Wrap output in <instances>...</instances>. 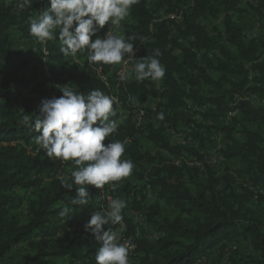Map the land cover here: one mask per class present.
Returning <instances> with one entry per match:
<instances>
[{
	"label": "trees",
	"instance_id": "1",
	"mask_svg": "<svg viewBox=\"0 0 264 264\" xmlns=\"http://www.w3.org/2000/svg\"><path fill=\"white\" fill-rule=\"evenodd\" d=\"M178 1L181 0H176L175 6ZM257 1L258 12L264 14V0ZM171 2L172 0H162V3L170 7ZM240 2L241 0H197L195 8L186 17L187 33L195 35L196 38L191 48L217 49V55H203L201 61L196 59L190 49H186L183 56L172 55L166 49L169 42V24L163 22L154 25L153 39L143 44L141 56H152L154 50L159 49L161 55L157 59L166 70L160 82L167 102L162 110L156 112V116L162 112L164 119L161 122L173 126L182 121L193 123L196 127L193 136L203 152H206L205 146L211 144V138L202 132L200 123L180 110L184 99L197 102L201 106L208 105L210 114L217 118L225 116L233 108H238L239 114L241 113L247 123L240 131L243 139L233 138L235 128L227 125L213 127L212 136L224 133L228 142L219 149L222 157L237 158L243 164V168L238 169L237 173L247 180L249 186L260 190L264 189V115L248 102L240 101L237 105L231 103L235 92L264 93V58L259 55L264 41L260 43L255 39H246L230 15H226L224 19L222 42L212 39L202 26L193 22L201 15H216L234 9ZM38 7L36 0H33L31 7L24 8L19 7V0L0 4V261L13 247L28 244L33 253L16 264H35L43 257L62 259L68 264H73L76 260L83 264H96L95 255L101 246L100 242L85 229L67 231L66 218L71 215L79 219L98 211L102 204L99 189L87 186L90 192L88 205L76 207L70 204L71 197L75 196V187L70 191L61 188V180L70 178L71 172L75 170L73 163L50 159L43 149L38 148L35 142L38 133L31 126L39 114L41 101L46 94V82L40 80V76H36L37 81H32L20 75L29 69V65L40 54V44H32L22 50L15 49L9 37L10 29L18 31L22 37L28 35L29 18H34ZM130 16L136 23L127 31V39L135 37L129 42L136 46L150 33L152 14L146 8V1L139 0L131 7ZM105 28L106 25L92 39L100 37ZM55 35L56 39L45 43L49 50L51 80L55 83H66L71 73H65L64 68L71 59L60 52L59 30H56ZM81 54L82 52H78V55ZM230 75H242V79L233 81ZM32 82L35 85L31 88L30 95L19 99V90L29 88ZM182 82L189 86L187 91L182 87ZM77 85V91L85 95L95 88L105 95L109 96L110 93V89L104 87L91 72H83ZM128 90L136 92L141 99L147 92L144 84L136 83L129 84ZM205 90L207 92L203 93ZM61 95L62 92L58 97ZM25 117H28L27 121ZM131 133L132 131L129 134ZM154 133L150 138L166 146V138L162 132ZM123 136L117 129L103 143L107 145ZM172 151L177 154L180 149ZM124 153V159L131 160L134 164L131 175L123 178L127 181L125 191L129 187V178L137 173L138 162L145 160L148 155L141 152L136 141ZM193 153L199 155L196 151ZM229 169L228 166L225 167L226 173L223 177L228 176L231 172ZM184 171L175 166L155 167L151 170L150 180L157 188L159 200L175 206L191 219L188 222L181 218L165 219L163 224H159L156 221L158 203L146 207L149 222L163 230L165 235L156 241L139 239V264H199L198 261L214 248L236 239L248 241L256 253L249 255L245 264H264V220H258L251 213L245 194H238L233 190L228 192L227 189L218 190V180L213 175L208 177L201 190L194 193L185 184ZM230 176L227 182L232 186ZM31 188L34 189V194L26 201L28 219L21 223L11 213L23 202V198L15 190ZM132 205L137 206L136 202ZM262 205L264 215V199ZM64 208L74 210L62 217L59 213ZM121 214L131 229L132 223L126 218L125 208ZM113 227L109 223L104 226V231H112ZM242 258L238 256L233 264H244Z\"/></svg>",
	"mask_w": 264,
	"mask_h": 264
},
{
	"label": "clouds",
	"instance_id": "2",
	"mask_svg": "<svg viewBox=\"0 0 264 264\" xmlns=\"http://www.w3.org/2000/svg\"><path fill=\"white\" fill-rule=\"evenodd\" d=\"M139 0H49L50 7L29 18V33L38 43L44 44L56 39L59 30L60 52L64 56L75 57L78 52L87 50L88 62L94 65L128 64L136 60L131 69L135 80L143 82L161 81L165 76V67L157 59L161 55L155 49L152 56L136 58L135 45L123 36L115 34L121 22L129 15L131 7ZM33 0H19V7H31ZM110 25L104 38L92 39L104 26ZM123 78V77H122ZM58 87V86H57ZM62 95L51 99H42L39 114L32 128L38 133L35 142L45 150L50 159L61 162L71 161L75 168L70 178L61 180V188L72 190L70 204L76 207L88 205L90 192L87 186L102 189L106 184L120 181L131 175L133 161L121 159L125 144L119 140L103 143L106 137L117 131L119 122L110 119L116 117L113 108L115 98L105 95L95 88L87 95L69 86L60 88ZM163 120L161 112L157 116ZM28 120V117H25ZM126 202L111 199L107 210L93 211L85 224L100 242L95 260L96 264H129V246L120 242V235L104 226L122 222V209ZM73 209L64 208L60 216Z\"/></svg>",
	"mask_w": 264,
	"mask_h": 264
},
{
	"label": "built area",
	"instance_id": "3",
	"mask_svg": "<svg viewBox=\"0 0 264 264\" xmlns=\"http://www.w3.org/2000/svg\"><path fill=\"white\" fill-rule=\"evenodd\" d=\"M39 3V7L34 12V17H36L39 12L47 7H50V4L47 0H36ZM146 8L152 14V21L150 23L149 34L143 38L136 46H135V56L136 58H140L142 46L145 42L151 41L154 36V25L158 23L166 22L169 24V42L166 45V49H168L172 55L180 57L184 55L186 49H190L194 52L197 60L201 61L203 55H207L208 57H212L217 55V49L205 50V49H193L191 48L192 42L195 41V35L188 34L186 31V17L193 11L195 8L197 0H181L177 2V8L174 9H165V8H156L154 4L156 2L162 0H145ZM176 2V1H175ZM253 2L252 0H242V4H247ZM235 13L234 11H225L223 13H219L215 17H211L207 15L205 17H198L196 22L199 25H203L206 22H211L212 25L217 23H222L224 25V19L226 15H230L233 19ZM206 25H211L210 23ZM133 20L129 15L121 22L119 28L115 29V34L123 36L127 39V31L130 29ZM110 25L106 24V28L104 32L100 35L99 38H104L106 32L108 31ZM208 35L212 39H216L215 36L212 37L210 32L206 30ZM28 40L32 41L33 44H37L36 39L30 35L28 32ZM13 44V48L15 49H27L30 47V44H23V42H18ZM40 44V54L35 57L34 61L29 65V69H33L37 72L38 76H40V80L45 81L46 83V94L45 98L51 99L53 97H58L60 94V88L64 86H69L72 90H78L79 87L77 85L78 79L80 78L83 72H91L95 75V77L101 82V84L110 89L109 96L115 98V102L113 106L118 110L124 109L125 114L123 117H128L129 115H134L132 119V124L134 126V131L129 135H124L122 139L119 141L124 142L125 149L130 146L134 141H136L137 137L141 134V131L145 129L147 126H151L152 128H157L161 124L164 127V134L167 139V143L171 147L179 148L180 151L176 155L173 160L167 161L166 164L160 165L163 166H175L182 168L184 170H192L196 169L198 171H202L205 167L214 165L215 163L219 164L224 160L221 153L219 152L220 147L215 150L214 153H205L199 148L198 140L193 136L196 127L193 123L182 126L181 123L173 126L169 123H163L159 121L156 116V112L162 110L164 105L167 102V98L164 96V87L160 81H156L155 85L157 86V94L149 99L148 97V84L147 81L137 82L134 76L131 74V69L133 64L136 62L134 59H130L128 56H125V59L128 60V64L124 65L123 62L118 65H94L88 62V52L87 50L83 51L81 55L77 57H73V62H76V70L72 71L71 74L74 75V80L72 83L70 80H67L66 83H55L51 80L52 70L51 64L49 62V50L47 46L41 43ZM23 72L26 75V72ZM64 72H67V67L64 68ZM69 73V72H67ZM28 76V75H26ZM123 77V78H122ZM150 81V80H148ZM131 83L136 84H144L146 86L147 92L145 97L141 99L136 92H132L128 90V85ZM35 82L30 84L27 91H29L32 87H34ZM58 86V87H57ZM183 87V84H182ZM184 90L187 91V85L184 87ZM27 95V96H28ZM122 97H124L122 99ZM257 97L254 93H248L246 96L238 97L239 100L242 101H253ZM187 105L194 109L198 110L199 105L197 102H193L187 98L184 99V107ZM204 106V105H203ZM239 114L238 108H233L228 111L227 114L223 117H220L221 120H224L225 123H229ZM147 135V130L142 132ZM219 137L221 134L218 135ZM211 138L212 136H209ZM114 140L112 142H115ZM196 151L199 155L193 153ZM125 158V153L122 155L121 159ZM152 167L139 175L134 174L129 178L128 189V197L129 203L126 204V218L130 220L132 223L131 229L127 220L123 217L122 222L115 224L112 231L117 232L120 235V242L125 243L129 246V264H139L140 261V252L138 251V242L141 238H147L150 241H156L165 235L163 230L152 227L148 220L149 212L146 207L154 204L157 201H160L158 198V194L156 192L157 188L151 183L150 173ZM127 185V181L125 179H121L117 182H111L106 184L102 189H99L102 204L98 211H105L108 208V204L111 199H119L121 193L124 191L125 186ZM155 201V202H154ZM136 202L137 206L134 207L132 204ZM164 203V202H163ZM165 204V203H164ZM122 215V214H121ZM91 215H87L90 217ZM67 231H82L84 227L79 223L78 219L73 218L69 215L67 218ZM85 226V225H84Z\"/></svg>",
	"mask_w": 264,
	"mask_h": 264
},
{
	"label": "rangeland",
	"instance_id": "4",
	"mask_svg": "<svg viewBox=\"0 0 264 264\" xmlns=\"http://www.w3.org/2000/svg\"><path fill=\"white\" fill-rule=\"evenodd\" d=\"M12 0H0V4L4 2H9ZM175 1L172 0L171 4L172 7L162 3V1L156 2L154 4V7L156 8H169V9H176ZM253 2L242 4L241 2L236 6L234 9H229L230 11H234L235 13L233 16V22L235 25H237L243 32L246 39H255L262 43L264 41V14H261V12H258V1L252 0ZM225 12V11H223ZM220 12V13H223ZM210 15V14H209ZM218 15V14H216ZM216 15H210L211 17H215ZM202 17H205L201 15ZM200 16V17H201ZM199 17V16H198ZM196 17L193 22L198 24L196 22ZM133 20L132 25L130 28H132L135 25V20ZM209 22V21H208ZM208 22H206L202 26L205 30H208L212 37H214L216 33V41L222 42V35L225 30L224 25L222 23H217L215 25H212L211 22H209L211 25H206ZM199 25V24H198ZM186 31H187V24H186ZM9 37L10 40L16 44L18 42H23V44L29 43L30 46L33 44L32 41L28 40V37H22L18 31H15L14 29L9 30ZM259 43V44H260ZM28 46V44H27ZM261 46V45H260ZM261 58H264V46H261V51L259 53ZM77 57V55L75 56ZM71 61L66 65L67 72L72 73V71H75L77 66L76 62H73V57L70 56ZM10 72V71H9ZM24 72V71H23ZM23 72H21L20 75H24L25 78H30L32 81H37L38 74L35 70L30 69L25 71L26 76ZM66 72V73H67ZM211 74V72H210ZM8 77H10V73H8ZM217 77V76H215ZM230 78L233 79V81H240L242 79V75H230ZM40 79V77H39ZM68 80L72 83V80H74V75L71 74L70 77H68ZM147 81L148 84V98H155L153 96L158 95L157 92V86L155 85V82L153 81ZM183 88L187 85L184 82ZM187 85V89H188ZM19 99H23L29 94V91H27V88H21L19 90ZM207 90H205L203 93H206ZM17 93V92H16ZM248 93H254L257 95V97L253 101H247L251 107H253L255 110L260 111L264 115V93L262 92H235L233 93V100L232 105L238 104L240 101L238 97L246 96ZM14 95H16L14 93ZM199 105V104H198ZM113 108L117 112L116 117H110V119L117 120L119 122V126L117 129L120 130V132L123 135H129V133L134 131V126L132 124V119L134 118V115H129L128 117H123L125 114L124 109L118 111L114 106ZM208 105H199L198 110H194L190 108L188 105L187 107L182 106L180 110L186 112L189 116H191L193 119H195L198 123L201 124L202 132L208 137L212 136L214 132H212L211 129L214 130L213 127H222L224 125H227L229 127H234L235 131L233 133V138L237 139H243V135L240 132L243 125L247 126V123L244 121L241 113L236 116V119H233L229 123H225L224 120H221L220 118L215 117L214 115L210 114V110L208 109ZM159 121H161L159 119ZM246 123V124H245ZM182 126L187 125V122H181ZM252 127V126H250ZM147 130L148 134L145 135L142 132ZM141 131V134L137 137L136 142L138 143V146L140 147L141 152H144L148 155V157L145 160L139 161L136 168L137 173L141 175L145 169L152 167H160V165L166 164L167 161L173 160L176 155L172 151V149H176L175 147L169 146L168 143H166V146H163L162 143H156L152 138H150V135L155 134L154 132L161 131L164 137L166 138L164 134V127L161 124L157 128H152L150 125L145 127ZM239 131V132H238ZM220 133V132H219ZM217 133L216 136L211 137V144H208L205 146L206 152L205 153H214L218 147H222L225 143L228 142V139L225 138L224 133L220 137ZM210 139V138H209ZM167 142V139H166ZM38 148L39 145H38ZM30 149V148H29ZM203 151V150H202ZM45 152V150H43ZM46 153V152H45ZM167 166V165H166ZM228 166L230 169V173L227 174L230 177V182L232 183V186H229V182H227L228 176H225L226 170L225 167ZM243 164L240 163V161L237 158H231V159H225L221 161L219 164L215 163L211 166H206L204 170L202 171H190L185 170L184 171V179L185 184L192 192H197L201 190L207 183L208 177L210 175H213V177H217L218 184L216 185V188L218 190H225L230 191L233 190L234 192L238 194H245L247 197V206L249 207L251 213L258 219V220H264L263 215V205L262 200L264 199V189L256 190V188L249 186L247 180L244 179L243 176H240L237 173L238 169H242ZM16 194H18L20 197L23 198V202L21 206L17 209L12 211L14 215H16L21 223H24L28 219L27 215V208H26V201L29 197H31L34 194V189L31 188L29 190L26 189H16ZM157 192V190H156ZM119 199L124 200L127 203H129V197H128V189L123 191L119 197ZM155 202V201H154ZM155 203H158V214L156 216V221L159 224H163L165 219L174 220L176 218H181L185 222H188L191 217L183 212H181L178 208L175 206H169L167 204H164L162 200L157 201ZM90 217H82L79 218V223L84 227V225L87 223ZM152 227L158 228L157 226H154L152 223H150ZM85 229V228H84ZM64 235V234H60ZM33 253V250L30 245L28 244H19L11 249V251L0 261V264H16L20 263L24 260V258L28 255ZM256 253L253 251L252 247L250 246V243L243 239H236L233 241L226 242L220 247L214 248V250L205 255L199 262V264H233V261L237 259L238 256H241L244 258L243 263L248 261L249 255H255ZM242 258V259H243ZM35 264H68V262L57 259V258H51V257H43L39 262ZM73 264H83V262L76 260ZM248 264V263H247Z\"/></svg>",
	"mask_w": 264,
	"mask_h": 264
}]
</instances>
